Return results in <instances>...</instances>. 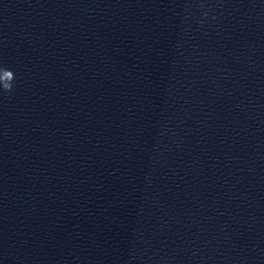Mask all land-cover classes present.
Returning a JSON list of instances; mask_svg holds the SVG:
<instances>
[{
  "label": "clouds",
  "instance_id": "obj_1",
  "mask_svg": "<svg viewBox=\"0 0 264 264\" xmlns=\"http://www.w3.org/2000/svg\"><path fill=\"white\" fill-rule=\"evenodd\" d=\"M15 72L7 67L0 65V92L11 93L16 84Z\"/></svg>",
  "mask_w": 264,
  "mask_h": 264
}]
</instances>
